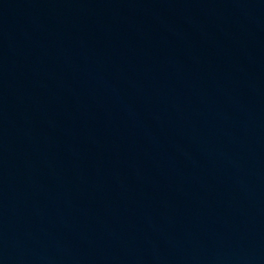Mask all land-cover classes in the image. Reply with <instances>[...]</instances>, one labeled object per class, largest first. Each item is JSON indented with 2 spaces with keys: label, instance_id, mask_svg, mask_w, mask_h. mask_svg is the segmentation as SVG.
<instances>
[{
  "label": "water",
  "instance_id": "1",
  "mask_svg": "<svg viewBox=\"0 0 264 264\" xmlns=\"http://www.w3.org/2000/svg\"><path fill=\"white\" fill-rule=\"evenodd\" d=\"M0 185L62 264H264V0H0Z\"/></svg>",
  "mask_w": 264,
  "mask_h": 264
}]
</instances>
